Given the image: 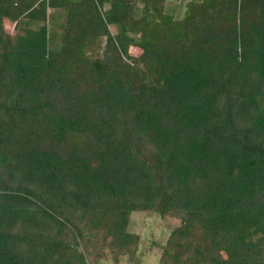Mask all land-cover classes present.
<instances>
[{
  "label": "trees",
  "instance_id": "16d2710c",
  "mask_svg": "<svg viewBox=\"0 0 264 264\" xmlns=\"http://www.w3.org/2000/svg\"><path fill=\"white\" fill-rule=\"evenodd\" d=\"M166 1L0 0V264H264V0Z\"/></svg>",
  "mask_w": 264,
  "mask_h": 264
},
{
  "label": "rangeland",
  "instance_id": "374dc122",
  "mask_svg": "<svg viewBox=\"0 0 264 264\" xmlns=\"http://www.w3.org/2000/svg\"><path fill=\"white\" fill-rule=\"evenodd\" d=\"M191 0H167L166 12L173 16L176 20L181 19L186 11V4ZM113 8L110 3L105 4L104 9ZM49 18L57 17V21L64 22L66 17L65 11L56 13L54 10H48ZM20 27H27L28 21L21 19L16 23ZM15 23L5 20L6 31L14 33ZM113 34L119 32L118 27H111ZM131 56L137 57L141 53L139 47H131L129 50ZM180 225L179 220L170 217H162L157 213L150 212H133L131 214L129 232L140 236L139 257L141 264H159V258L162 253V245H164L171 231ZM101 264H113V262H102ZM121 264H130L127 258H122Z\"/></svg>",
  "mask_w": 264,
  "mask_h": 264
}]
</instances>
